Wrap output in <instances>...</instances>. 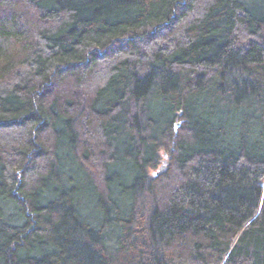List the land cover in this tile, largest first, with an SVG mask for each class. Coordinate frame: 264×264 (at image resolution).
<instances>
[{
    "label": "trees",
    "instance_id": "1",
    "mask_svg": "<svg viewBox=\"0 0 264 264\" xmlns=\"http://www.w3.org/2000/svg\"><path fill=\"white\" fill-rule=\"evenodd\" d=\"M0 264H264V0H0Z\"/></svg>",
    "mask_w": 264,
    "mask_h": 264
},
{
    "label": "rangeland",
    "instance_id": "2",
    "mask_svg": "<svg viewBox=\"0 0 264 264\" xmlns=\"http://www.w3.org/2000/svg\"><path fill=\"white\" fill-rule=\"evenodd\" d=\"M168 160H169L168 156L166 154H164L163 155V158H162V164L159 166L158 172H162V171H165L166 170V168L168 166ZM162 166L164 168H162Z\"/></svg>",
    "mask_w": 264,
    "mask_h": 264
},
{
    "label": "water",
    "instance_id": "3",
    "mask_svg": "<svg viewBox=\"0 0 264 264\" xmlns=\"http://www.w3.org/2000/svg\"><path fill=\"white\" fill-rule=\"evenodd\" d=\"M177 127H179V123L177 124L176 128H177ZM162 168H164V167L162 166Z\"/></svg>",
    "mask_w": 264,
    "mask_h": 264
}]
</instances>
